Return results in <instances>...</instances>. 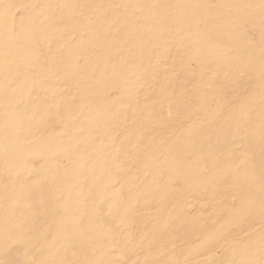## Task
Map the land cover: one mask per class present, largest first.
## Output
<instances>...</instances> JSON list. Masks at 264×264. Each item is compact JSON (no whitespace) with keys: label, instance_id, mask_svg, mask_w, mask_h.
Masks as SVG:
<instances>
[{"label":"rangeland","instance_id":"1","mask_svg":"<svg viewBox=\"0 0 264 264\" xmlns=\"http://www.w3.org/2000/svg\"><path fill=\"white\" fill-rule=\"evenodd\" d=\"M0 199V264H264V0H0Z\"/></svg>","mask_w":264,"mask_h":264},{"label":"bare ground","instance_id":"2","mask_svg":"<svg viewBox=\"0 0 264 264\" xmlns=\"http://www.w3.org/2000/svg\"><path fill=\"white\" fill-rule=\"evenodd\" d=\"M6 4V3H5ZM32 42V41H31ZM19 45V44H18ZM49 45V44H48ZM38 46V45H37ZM49 47V46H48ZM31 51V50H30ZM43 53V52H42ZM33 54V53H32ZM86 61V60H85ZM80 67V66H79ZM98 101V100H97ZM99 102V101H98ZM88 105V104H87ZM98 105V104H97ZM99 105H100V103H99ZM98 105V106H99ZM54 109V108H53ZM87 134V133H86ZM80 138V137H79ZM81 139V138H80ZM84 139V138H83ZM85 141V140H84ZM79 142V141H78ZM98 143V142H97ZM83 144V143H82ZM96 145V144H95ZM83 147V146H82ZM85 147V146H84ZM102 152V151H101ZM83 154V153H82ZM95 154V153H94ZM104 154H105V152H104ZM93 156V155H92ZM103 157V156H102ZM102 157H101V159H102ZM110 164V163H109ZM116 165V164H115ZM108 166V165H107ZM97 168V167H96ZM58 170V169H57ZM62 172V171H61ZM106 172V171H105ZM46 173V172H45ZM59 173V172H58ZM87 179H88V177H86ZM60 179V178H59ZM28 188V187H27ZM59 188V187H58ZM60 192V191H59ZM164 192V191H163ZM24 193V192H23ZM19 195H22V193H20L19 192ZM66 195V194H65ZM64 195V196H65ZM14 196V195H13ZM13 198V197H12ZM23 198V197H22ZM60 198V197H59ZM18 199V198H17ZM66 199V198H65ZM1 200V199H0ZM66 201V200H65ZM31 202V201H30ZM63 202V201H62ZM57 206V205H56ZM88 206V205H87ZM15 207V206H14ZM121 207V206H120ZM19 212H21V211H19ZM25 212V211H24ZM26 214V213H25ZM62 218V217H61ZM17 220V219H16ZM20 220H22V219H20ZM26 220H28V218H26ZM31 220V219H30ZM46 220V219H45ZM48 221V220H47ZM113 224H114V222H113ZM33 228H34V225H33ZM20 236V235H19ZM61 236V235H60ZM25 237V236H24ZM29 238V237H28ZM27 238V239H28ZM60 239V238H59ZM60 242V241H59ZM59 242H58V244H59ZM55 243V242H54ZM7 244V243H6ZM46 244V243H45ZM27 245V244H26ZM57 245V244H56ZM60 245V244H59ZM55 246V245H54ZM13 247V246H12ZM19 247V246H18ZM26 250V249H25ZM51 250V249H50ZM75 250V249H74ZM58 252V251H57ZM65 252V251H64ZM9 253V252H8ZM50 253V252H49ZM31 254V253H30ZM39 254V253H38ZM34 255V254H33ZM59 255V254H58ZM40 256V255H39ZM148 257H149V254L147 255ZM34 257V256H33ZM153 257V256H152ZM10 258V257H9ZM163 259V258H162ZM32 261V260H31ZM144 264V263H143Z\"/></svg>","mask_w":264,"mask_h":264}]
</instances>
